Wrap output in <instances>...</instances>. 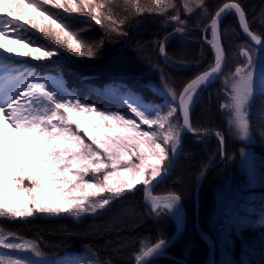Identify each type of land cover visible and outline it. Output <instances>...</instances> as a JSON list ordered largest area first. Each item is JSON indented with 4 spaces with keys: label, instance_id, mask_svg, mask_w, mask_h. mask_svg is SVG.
Here are the masks:
<instances>
[{
    "label": "trees",
    "instance_id": "obj_1",
    "mask_svg": "<svg viewBox=\"0 0 264 264\" xmlns=\"http://www.w3.org/2000/svg\"><path fill=\"white\" fill-rule=\"evenodd\" d=\"M109 2L115 5L113 13L118 31L102 28L90 18L84 25L69 24L78 34L79 28L86 29L79 35L94 48V58L76 57L63 49L67 55L61 56L62 60L43 63L42 67L29 64L26 68L34 70L33 74L60 76L67 88L75 90L76 95L89 105L122 114L125 110L114 106L108 98L110 90L130 92L154 107H162L171 99L165 94L162 73L168 78L169 87L179 93L187 82L214 62L212 51L203 39L209 31L211 16L232 0H202L203 8L196 7L201 0H168L169 4L174 2L176 8L167 9L166 15L155 11L137 14L127 0ZM238 2L246 12L250 30L264 39V0ZM139 3L142 7L154 8L153 0H139ZM184 4H190L193 13H186ZM177 13L187 21V34L181 37L171 35L176 25L167 19ZM235 20L226 16L220 25L221 40L227 33L224 25H233L228 26L229 45L224 46V75L204 91L191 114L193 128L223 135L226 154L220 157V142L212 135L188 134L184 138L180 157L170 176L157 184L152 192L153 195L181 196L185 212L184 233L167 250L166 256L148 264H208L210 251L202 234L214 245L212 261L215 264H264V179H261L264 176V139L261 135L264 132V89L261 88V77L255 80L257 90L250 106V131L254 143L246 144L239 139L229 125L230 113L221 109L222 104L228 103L230 92L224 80L230 70L245 65L241 49L250 48ZM28 34L57 51L55 44L41 33L38 32L39 37ZM165 37H170L166 52L175 61L172 64L165 63L159 51L158 43ZM181 61L183 66H180ZM241 149L251 152L250 178L240 172ZM231 201L232 211L225 205ZM174 229L169 215L164 212L158 215L144 204L143 187L139 185L115 198L105 209L95 214L86 213L80 218L40 213L26 218L0 217V234L10 235L16 242L31 241L42 255L0 251L27 257L33 264H37L35 258L42 260L41 264H90L94 261L135 264V256L141 248L169 238Z\"/></svg>",
    "mask_w": 264,
    "mask_h": 264
},
{
    "label": "snow or ice",
    "instance_id": "obj_2",
    "mask_svg": "<svg viewBox=\"0 0 264 264\" xmlns=\"http://www.w3.org/2000/svg\"><path fill=\"white\" fill-rule=\"evenodd\" d=\"M127 3L137 14L155 11L166 15L167 9L176 8L175 3L169 4L168 0H153L154 8L142 7L139 0H127ZM46 6L62 9L65 13H80L102 28L109 27V31H118L119 28L114 19L115 5L109 0H0V37L13 38L15 42L28 47L33 42L23 33L27 31L25 26H29L57 45L58 49H65L76 57L94 58V48L72 31L63 19L59 16L54 18ZM183 7L186 13H193L190 4ZM196 7H204L202 0ZM233 12L243 32L264 52V40L250 30L243 6L238 0L226 2L211 16L212 39L206 40L215 53L214 66L195 75L179 93L169 87L168 78L162 73L165 94L171 98L162 107L140 103L129 95L122 96L123 104L132 113L131 118L119 111L100 110L98 106L85 101L58 95L35 78L34 70L24 68L22 62H14L10 56H6L5 53L12 54L13 49L0 44L3 50L0 52V69H12L17 65L24 68L17 75L0 73V125L12 128L15 141L31 155L35 165L33 170L18 166L15 174L5 169L2 157L6 149L14 147V143L12 138L6 140L3 127H0V217L26 218L40 213L70 214L80 218L86 213L95 214L105 209L115 198L122 197L126 190H135L137 185L143 184L154 213L159 215L166 210L181 221V196L169 194L162 198L155 197L151 196V190L154 182L171 173L186 133L197 137L212 135L208 129L201 131L193 128L190 114L199 101L201 91L222 71L225 50L221 45L220 25L223 17ZM167 19L176 25L171 35L187 34V21L182 20L178 13L167 16ZM169 38L165 37L158 47L165 62L172 64L175 61L166 52ZM102 44L103 41L100 46ZM41 47L32 49L39 53L33 57L36 61L58 54V49L41 51ZM32 51L17 50L15 55L29 57ZM253 51L252 48L241 49L240 54L247 57V62L232 74L228 103L221 105V109L230 113L229 125L240 140L251 138L250 101L257 90L254 73L248 70L254 64ZM183 65L181 61L180 66ZM261 88L264 89V73L261 74ZM165 107L167 111H164ZM177 115L182 118V124ZM84 118H89L87 126L82 123ZM215 135L220 139L223 156L226 154L225 139L220 132ZM261 135L264 136V132ZM83 137H87L88 142ZM241 155H244L243 149ZM5 176H10V186L5 185ZM166 244V240L160 239L150 247L141 248L135 256L136 264L162 254L161 250ZM0 249L31 252L37 257L42 255L35 243L16 242L10 235L0 234ZM0 264H33V261L13 255L11 251H0ZM211 264H215V261Z\"/></svg>",
    "mask_w": 264,
    "mask_h": 264
},
{
    "label": "rangeland",
    "instance_id": "obj_3",
    "mask_svg": "<svg viewBox=\"0 0 264 264\" xmlns=\"http://www.w3.org/2000/svg\"><path fill=\"white\" fill-rule=\"evenodd\" d=\"M46 7H49L50 11L54 14V17L55 16H59L61 19H65L68 22V24H70L72 26L84 25V24H86L87 19L89 18V17L84 16V15H82L80 13H70V12L69 13H65L62 9H52L50 6H46ZM227 16L232 17V18L235 19L233 13H230ZM228 26H229V24L228 25L227 24L224 25V27H225L224 30L227 33H225V35H223V40H221L223 46H226V45L228 46L229 45V41L228 40H229V32L230 31L228 30ZM232 26L233 25L231 23V26H229V28L232 27ZM25 27H26L27 31L24 32L23 35H25L27 38L31 39L32 42H33L28 47H25L24 44L15 42L13 38L0 37V44H3V45H5L8 48L13 49V53L12 54L5 53V55L6 56H10V59H12L14 62H22L24 65H26L27 63H35V64L46 63L47 64V63L55 62L57 60H62L63 59L62 57H64L65 54L67 55L66 51H64L63 49H58V47L56 45H53L54 47H56L58 49V54L56 56H53V57L47 58V59H42L40 61L34 60L33 57L36 56V55H39V53L32 51V49H34L36 47H41L42 43L39 41V39H36V38L30 36V34H28V33H31L32 35H34L36 37H39V34H38V32L36 30L30 29L29 26H25ZM78 32H79V34H81L80 32L85 33L86 29L79 28ZM173 36H175V35H173ZM177 36L181 37V35H177ZM221 36H222V34H221ZM211 39H212L211 33H210V31H208L203 40L205 41V43L209 47L211 45L208 44L206 42V40H211ZM17 50L20 51V52H30V51H32V56H29V57L16 56L15 52ZM45 50L56 51L54 49L52 50L50 47H48V48L47 47H41V51H45ZM2 51L3 50L0 49V52H2ZM252 55H253V59H254L255 63L249 70L253 71L254 80H256L259 76H261L262 73H264V54H261V53H259V52L254 50ZM161 58L165 62V58L162 55H161ZM212 60H213V53H212ZM212 66H213V63L211 65H209L205 70L209 69ZM7 70H11V69H0V73H4ZM233 72H235V71H233V70L231 71L230 70L229 74H228L229 78L227 80H224V85H225V87L227 86L228 90H231V84H232L231 77H232ZM35 78L43 81L49 88H51L52 90L56 91L57 94L60 95V96L72 97V98H75V99L82 100L76 95V91L75 90H73L72 88H69V87L67 88L65 82L59 76H51L50 77V76H46V75H38V76H35ZM225 81H226V84H225ZM114 91L116 92L115 95L113 94ZM229 94H230V92H229ZM124 95H129L133 99L137 100L140 103L152 106V104L142 101L139 97L132 95V93H130V92L121 93L120 90H116V89L110 90L107 93L108 98L111 100V102L113 103L114 106H116V107L120 106L121 108H123L125 110V113H122V115H126L129 118L132 117V113L126 109V105H124L123 102H122L121 97L124 96ZM252 103H253V98L250 101V106L252 105ZM164 111H167L166 107L164 108ZM177 118L180 119L178 115H177ZM137 122H139L138 118H137ZM82 123L85 126H87L88 123H89V118H84L82 120ZM0 127H3L6 140H7V138H12L13 143H14V147L6 149L5 154L2 157L5 169L8 172L12 173V174H15L16 168L18 166H23V167L28 168L29 170H33L35 165L32 163L31 155L24 149V147L18 141H15V133L12 130V128L4 126V125H0ZM73 127H75V126L73 125ZM142 127H144L145 129L147 128V126H142ZM80 134H81V136H83V132L82 131H81ZM212 134H214V133H212ZM252 137L253 136H251L250 139L242 140V141L244 143H246V144H252V143H254V141H253L254 138H252ZM83 138L85 139L86 142H88L87 141V137H83ZM215 138L219 139V137H217V136ZM262 139H264V136L262 137ZM219 142H220V139H219ZM219 145H220V143H219ZM220 148H221V145H220ZM220 157H221V150H220ZM250 160H251V152L249 150H244V155H241V161L239 162V164H240V172L244 173L246 175V178H250V176H251ZM25 183H27V182L25 181ZM5 185L6 186H10L11 185L10 176H5ZM137 186H139V185H137ZM141 186L143 187V184H141ZM126 191H128V190H126ZM222 204H224V203H222ZM232 204H233V201L225 204L226 205V209H231V205ZM231 211H232V209H231ZM163 212L166 213L167 215H169L166 210H164ZM61 215H70V214H61ZM169 216L171 217L172 222H173V224L175 226V229H174V231H175L178 221L173 216H171V215H169ZM204 240H205L204 242L208 245V250L210 251L209 252L210 253L209 256H210V258H212L213 251H214V245L210 244V242L207 239V237H204ZM35 261H36L37 264H41L42 263V260H40L38 258H35Z\"/></svg>",
    "mask_w": 264,
    "mask_h": 264
},
{
    "label": "water",
    "instance_id": "obj_4",
    "mask_svg": "<svg viewBox=\"0 0 264 264\" xmlns=\"http://www.w3.org/2000/svg\"><path fill=\"white\" fill-rule=\"evenodd\" d=\"M221 7H222V6H221ZM218 10H219V9H218ZM233 13H234V12H233ZM214 15H215V14H214ZM224 17H225V16H224ZM224 17H223V18H224ZM235 17H236V19H237L238 27H239V29H240V31H241V34H242L243 38L246 40V42H247L248 44H250L252 47H254L255 49L261 51V50H260V46H259V45H256L254 41H251V38L248 37L247 34H245V33L243 32L242 28H241L240 25H239L238 17H237L236 15H235ZM210 24H211V22H210ZM209 28H210V25H209ZM211 48H212V47H211ZM212 50H213V49H212ZM213 54H214V59H215V53H214V50H213ZM224 69H225V61H224V64L222 65V71H221V73L218 75V78H216L212 83H210L206 88H204V90L207 89V88H209L210 86H212L213 84H215V83L219 80L220 76H221L222 73L224 72ZM208 70H210V69H208ZM182 90H183V89H182ZM182 90H181V91H182ZM204 90H202L201 93H202ZM180 120H181V124H182V118H180ZM190 121H191V114H190ZM186 134H188V133H186ZM186 134H185V135H186ZM185 135H184V136H185ZM183 138H184V137H183ZM179 156H180V153H179ZM179 156H178V158H179ZM178 158L176 159V162H177ZM176 162H175V163H176ZM170 174H171V173H170ZM170 174H168L167 176H165V177L159 179L158 182H154L153 187H154L156 184H158V183L164 181L167 177L170 176ZM153 187H152V188H153ZM143 189H144V202H145V203H148V202H149V203L151 204L150 198H149L148 194H147L146 191H145V186H143ZM151 191H152V190H151ZM168 195H169V194H168ZM151 196H153V195L151 194ZM164 196H167V195H158V196H155V197H161V198H162V197H164ZM181 208H182V205H181ZM184 224H185V220H184V211H183V208H182V220L179 221V230H177V231L175 232V234H174L172 237L166 239L167 244H166V246L161 250L162 254H160V255H154L153 257L146 258V259L142 262V264H147L149 261L153 260L154 258H157V257L163 256L164 251H165L166 249L172 247V246H173V245H174V244L180 239V237L182 236V234H183V230H184ZM135 264H136V263H135Z\"/></svg>",
    "mask_w": 264,
    "mask_h": 264
}]
</instances>
